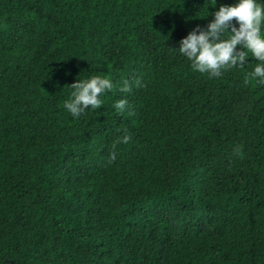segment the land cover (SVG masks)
I'll return each mask as SVG.
<instances>
[{"label": "trees", "instance_id": "16d2710c", "mask_svg": "<svg viewBox=\"0 0 264 264\" xmlns=\"http://www.w3.org/2000/svg\"><path fill=\"white\" fill-rule=\"evenodd\" d=\"M238 2L0 0V264H264L261 62L210 77L178 51ZM94 75L113 87L73 117Z\"/></svg>", "mask_w": 264, "mask_h": 264}, {"label": "clouds", "instance_id": "9594fccd", "mask_svg": "<svg viewBox=\"0 0 264 264\" xmlns=\"http://www.w3.org/2000/svg\"><path fill=\"white\" fill-rule=\"evenodd\" d=\"M235 21L236 23H233ZM264 21V5L257 0H239L234 5H221L215 12L214 19L206 29L197 25L179 42L178 51L192 63V68L200 73H208L210 77H219L223 70L231 67H243L247 63L248 53L261 63H258L250 79L259 78L264 84V38L261 36V24ZM238 24V27L236 26ZM225 34H228L225 38ZM139 86V81H136ZM73 91L64 107L73 117H78L86 109H99L103 101L99 98L113 87L112 82L105 77L94 75L90 79L78 80L71 84ZM129 81L123 82L121 92H131ZM129 106L126 99L117 101L114 105L118 113H124ZM130 135H125L123 141L113 144L128 143ZM239 151V148L237 149ZM116 152L112 151L108 163L116 160Z\"/></svg>", "mask_w": 264, "mask_h": 264}, {"label": "rangeland", "instance_id": "374dc122", "mask_svg": "<svg viewBox=\"0 0 264 264\" xmlns=\"http://www.w3.org/2000/svg\"><path fill=\"white\" fill-rule=\"evenodd\" d=\"M165 214L168 216L171 226L175 229H178L182 225L180 215L175 208L166 209ZM198 216L204 219L206 217V213L203 210H199ZM205 227L207 228L206 224Z\"/></svg>", "mask_w": 264, "mask_h": 264}]
</instances>
